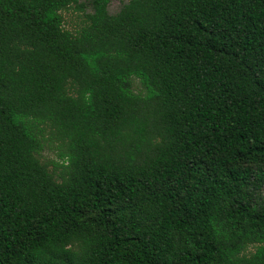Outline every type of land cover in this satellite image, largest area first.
<instances>
[{
  "label": "trees",
  "instance_id": "1",
  "mask_svg": "<svg viewBox=\"0 0 264 264\" xmlns=\"http://www.w3.org/2000/svg\"><path fill=\"white\" fill-rule=\"evenodd\" d=\"M108 2L0 0V264H264V0Z\"/></svg>",
  "mask_w": 264,
  "mask_h": 264
},
{
  "label": "rangeland",
  "instance_id": "2",
  "mask_svg": "<svg viewBox=\"0 0 264 264\" xmlns=\"http://www.w3.org/2000/svg\"><path fill=\"white\" fill-rule=\"evenodd\" d=\"M126 1L127 0H109L106 6L107 12H116L118 8ZM77 3L79 7L76 5H71L67 10H63L61 12L63 17V27L71 31L78 29V27L83 23L85 14L91 11L88 0H77ZM134 84H136L135 81ZM54 146L51 149H45L43 151L44 157H56V149L54 148Z\"/></svg>",
  "mask_w": 264,
  "mask_h": 264
}]
</instances>
